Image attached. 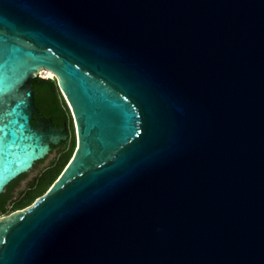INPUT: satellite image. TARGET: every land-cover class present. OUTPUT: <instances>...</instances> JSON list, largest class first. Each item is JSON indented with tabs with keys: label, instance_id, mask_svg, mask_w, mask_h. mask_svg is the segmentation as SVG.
<instances>
[{
	"label": "water",
	"instance_id": "obj_1",
	"mask_svg": "<svg viewBox=\"0 0 264 264\" xmlns=\"http://www.w3.org/2000/svg\"><path fill=\"white\" fill-rule=\"evenodd\" d=\"M75 153L0 219L4 264H264V0H0V196Z\"/></svg>",
	"mask_w": 264,
	"mask_h": 264
},
{
	"label": "trees",
	"instance_id": "obj_2",
	"mask_svg": "<svg viewBox=\"0 0 264 264\" xmlns=\"http://www.w3.org/2000/svg\"><path fill=\"white\" fill-rule=\"evenodd\" d=\"M33 86L36 106L39 109L41 116L52 119L56 127L62 126L63 124H67L70 127L72 138L67 142H69L71 146L67 149L66 153L61 154L59 159L50 168L45 170L36 183L24 193L14 206V212L30 207L37 199L45 195L61 176L76 150V136L74 135L75 131L72 114L59 89L57 81L36 78L33 81ZM56 148L57 147H53V150ZM6 213L7 210L5 207L0 209V215Z\"/></svg>",
	"mask_w": 264,
	"mask_h": 264
},
{
	"label": "rangeland",
	"instance_id": "obj_3",
	"mask_svg": "<svg viewBox=\"0 0 264 264\" xmlns=\"http://www.w3.org/2000/svg\"><path fill=\"white\" fill-rule=\"evenodd\" d=\"M41 79H44V78H41ZM48 79L57 81L56 76L51 77V78H45L44 80H48ZM73 127L75 130L74 121H73ZM74 135L76 136V133ZM70 146L71 144L69 142H65L62 146H58L55 150L52 151V153L45 160L37 163L35 167L33 168V170L23 177V179L19 182L17 188L13 190V199H12V202L8 203L7 205V213L0 215V219H2L5 216H9L15 213L14 206L21 199L24 193H26L28 189L36 183L38 178L41 176V174L45 170L50 168L59 159L61 154L66 153L67 149Z\"/></svg>",
	"mask_w": 264,
	"mask_h": 264
},
{
	"label": "flooded vegetation",
	"instance_id": "obj_4",
	"mask_svg": "<svg viewBox=\"0 0 264 264\" xmlns=\"http://www.w3.org/2000/svg\"><path fill=\"white\" fill-rule=\"evenodd\" d=\"M64 126V124L62 126H59V128H62ZM68 126V125H67ZM68 130H69V139L71 140L72 138V134H71V130L70 127L68 126ZM75 131V130H74ZM64 144V143H62ZM62 144L60 146H62ZM23 176L18 177L16 180L12 181L6 188V191L0 196V209H2L3 207L6 208L7 210V205L8 203L12 202L13 199V190L15 188H17L19 182L23 179Z\"/></svg>",
	"mask_w": 264,
	"mask_h": 264
},
{
	"label": "bare ground",
	"instance_id": "obj_5",
	"mask_svg": "<svg viewBox=\"0 0 264 264\" xmlns=\"http://www.w3.org/2000/svg\"><path fill=\"white\" fill-rule=\"evenodd\" d=\"M38 74H41V76L43 78H51V77L55 76L52 72H50L48 70H40V72Z\"/></svg>",
	"mask_w": 264,
	"mask_h": 264
},
{
	"label": "snow or ice",
	"instance_id": "obj_6",
	"mask_svg": "<svg viewBox=\"0 0 264 264\" xmlns=\"http://www.w3.org/2000/svg\"><path fill=\"white\" fill-rule=\"evenodd\" d=\"M0 264H4V262H3V259H2V258H0Z\"/></svg>",
	"mask_w": 264,
	"mask_h": 264
},
{
	"label": "built area",
	"instance_id": "obj_7",
	"mask_svg": "<svg viewBox=\"0 0 264 264\" xmlns=\"http://www.w3.org/2000/svg\"><path fill=\"white\" fill-rule=\"evenodd\" d=\"M39 77L43 78V77L41 76V74H38V78H39ZM44 79H45V78H44Z\"/></svg>",
	"mask_w": 264,
	"mask_h": 264
}]
</instances>
